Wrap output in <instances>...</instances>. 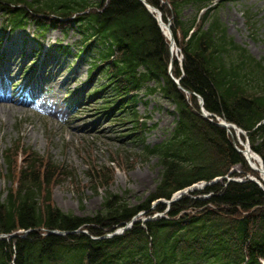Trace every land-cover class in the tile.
Masks as SVG:
<instances>
[{
    "label": "trees",
    "instance_id": "trees-1",
    "mask_svg": "<svg viewBox=\"0 0 264 264\" xmlns=\"http://www.w3.org/2000/svg\"><path fill=\"white\" fill-rule=\"evenodd\" d=\"M147 1L161 10L164 21L171 18L183 55L181 63L172 57L171 74L181 88L168 73V40L140 0H0V9L15 12L21 21L33 13L77 14L85 50L91 47L103 62L113 55L106 70L115 90L123 95L146 86L170 100L177 115L166 140L143 146L142 157L156 156L161 167L145 200L130 204L125 195L108 190L107 172L89 169V186L104 187L101 209L91 216L53 204L52 188L69 175L67 169L30 150H21L18 161L19 149H6L4 176L11 185L0 201V234H17L0 237V264H264V191L250 180L217 182L192 194H206V199L182 197L165 217L137 221L121 235L90 238L115 230L139 211L147 216L164 211V204L151 209V203L225 175L237 164L251 171L226 129L215 117L212 122L200 114L196 95L206 111L246 131L264 164V59L227 34L218 16L221 1Z\"/></svg>",
    "mask_w": 264,
    "mask_h": 264
},
{
    "label": "rangeland",
    "instance_id": "rangeland-1",
    "mask_svg": "<svg viewBox=\"0 0 264 264\" xmlns=\"http://www.w3.org/2000/svg\"><path fill=\"white\" fill-rule=\"evenodd\" d=\"M189 12L190 9L185 11ZM218 16L225 25L228 35L237 44L247 48L255 58L264 59V0H225L219 6ZM76 38L75 36L71 38V32L64 35L59 29L49 28L41 42L46 48L54 41L62 40L67 43ZM24 39L26 44L24 47L28 50L35 45L31 28L13 32L5 43L8 51L14 50L9 58H5L10 61L9 67L12 72L7 73L6 64L3 72L8 74L7 77L11 81H14L16 72L20 78L19 66L13 57L16 58V49L22 46ZM31 57L29 56V60ZM29 60L26 56L22 63ZM61 64L56 65L55 70L60 71L58 75L64 66ZM48 66L51 65L46 67ZM74 69L67 71L63 68L60 77L65 78L64 76ZM85 71V66L80 65L71 73L77 75L76 83L85 78ZM45 82L35 89L36 91L43 89V96L49 98L47 105L55 106L50 114L42 111L39 106L38 110L30 109L27 105L19 107L14 101L8 102L10 105H0V200L11 183L4 176L6 170L4 150L8 147L12 149L15 143L31 148L40 155H50L54 161L66 167L69 175L52 188L51 196L53 204L63 211L78 216H91L101 209L104 188L98 187L94 190L89 186V167L107 172L110 179L108 190L119 195L124 194L130 204L136 205L145 200L159 178L161 167L157 157L151 156L147 159L142 157L141 151L133 144L125 142V138L119 134L116 137L114 126L105 122L100 115L97 114L94 118L85 116L90 114L89 109L81 110L72 117V108L76 105L68 104L65 109L62 107L64 99L68 98L67 88L73 87L72 82L66 88L60 86L58 89L53 84ZM73 82L75 84V80ZM30 86L26 95L31 94ZM49 87L51 88L49 91L45 90ZM55 95L56 100H52L51 97ZM21 97L29 98L22 94ZM137 106L140 115L149 116L147 119L149 128L144 134L145 144L152 146L165 139L176 117L171 102L158 96H144Z\"/></svg>",
    "mask_w": 264,
    "mask_h": 264
},
{
    "label": "bare ground",
    "instance_id": "bare-ground-1",
    "mask_svg": "<svg viewBox=\"0 0 264 264\" xmlns=\"http://www.w3.org/2000/svg\"><path fill=\"white\" fill-rule=\"evenodd\" d=\"M161 22H162L164 31L167 34H169L168 28L166 24L162 21V19H161ZM3 85H4V82H0V88H2ZM0 105L5 106V105H10V104L0 103ZM244 154H245L247 161L249 162L250 167L253 168L252 170L256 173V179L264 187V168L261 166L259 157L254 152H252L251 150H247V149L244 150Z\"/></svg>",
    "mask_w": 264,
    "mask_h": 264
},
{
    "label": "water",
    "instance_id": "water-1",
    "mask_svg": "<svg viewBox=\"0 0 264 264\" xmlns=\"http://www.w3.org/2000/svg\"><path fill=\"white\" fill-rule=\"evenodd\" d=\"M142 2L145 4V6L147 7V9H148V11L150 12V13H152V15L154 14V17L156 18V20L159 22V24H160V19L157 17V15L155 14V9L153 8V7H151L150 5H148L144 0H142ZM160 26H161V24H160ZM169 39H170V46H171V48H172V46H173V38H172V35L169 37ZM199 102H200V104L202 103V100L200 99L199 100ZM202 114H203V116H207V113L206 112H204L203 110H202ZM219 125H221V126H223V127H226L227 126V124L226 123H224V122H219L218 123ZM229 125V124H228ZM238 131L239 132H241L240 131V129H238ZM247 146H248V144H247ZM238 151L239 152H242L241 150H239L238 149ZM250 179V180H252V181H255L260 187H261V185H260V183L257 181V180H255L253 177H250V176H246V179ZM228 181H236L235 179H233V178H228ZM238 181H242V180H238ZM262 188V187H261ZM186 191H190L189 189H187ZM183 194H185V191H182V192H179V194H176V195H174L169 201H166V203L167 204H171L172 202H174L175 200H177L178 198H180L181 197V195H183ZM126 229V227H123L122 229H120V231L119 232H121V231H123V230H125Z\"/></svg>",
    "mask_w": 264,
    "mask_h": 264
}]
</instances>
